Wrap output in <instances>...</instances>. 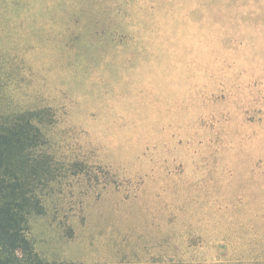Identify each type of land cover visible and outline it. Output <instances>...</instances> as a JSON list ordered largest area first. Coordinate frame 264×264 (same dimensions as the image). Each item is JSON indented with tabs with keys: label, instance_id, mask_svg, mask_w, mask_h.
<instances>
[{
	"label": "rangeland",
	"instance_id": "rangeland-1",
	"mask_svg": "<svg viewBox=\"0 0 264 264\" xmlns=\"http://www.w3.org/2000/svg\"><path fill=\"white\" fill-rule=\"evenodd\" d=\"M0 66L44 264H264V0H0Z\"/></svg>",
	"mask_w": 264,
	"mask_h": 264
},
{
	"label": "trees",
	"instance_id": "trees-1",
	"mask_svg": "<svg viewBox=\"0 0 264 264\" xmlns=\"http://www.w3.org/2000/svg\"><path fill=\"white\" fill-rule=\"evenodd\" d=\"M1 72L2 66L0 89ZM6 112L0 103V264H44L31 240L29 221L50 213L46 194L38 188L46 179L36 171L44 163L36 149L46 136L33 109Z\"/></svg>",
	"mask_w": 264,
	"mask_h": 264
}]
</instances>
